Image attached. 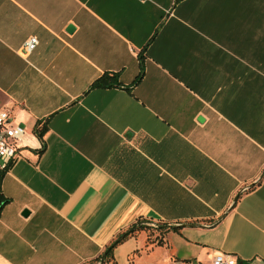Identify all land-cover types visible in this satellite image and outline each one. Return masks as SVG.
<instances>
[{
	"label": "crops",
	"instance_id": "obj_1",
	"mask_svg": "<svg viewBox=\"0 0 264 264\" xmlns=\"http://www.w3.org/2000/svg\"><path fill=\"white\" fill-rule=\"evenodd\" d=\"M3 109L0 264H264V0H0Z\"/></svg>",
	"mask_w": 264,
	"mask_h": 264
},
{
	"label": "built area",
	"instance_id": "obj_2",
	"mask_svg": "<svg viewBox=\"0 0 264 264\" xmlns=\"http://www.w3.org/2000/svg\"><path fill=\"white\" fill-rule=\"evenodd\" d=\"M39 43L37 36L29 38L22 48V53L27 55L32 52ZM25 134V128L14 125L11 111L0 110V178L9 170L13 160L19 154V145ZM213 264H238V258L231 253L218 252L213 257Z\"/></svg>",
	"mask_w": 264,
	"mask_h": 264
},
{
	"label": "trees",
	"instance_id": "obj_3",
	"mask_svg": "<svg viewBox=\"0 0 264 264\" xmlns=\"http://www.w3.org/2000/svg\"><path fill=\"white\" fill-rule=\"evenodd\" d=\"M143 72H141L138 76L135 82H138L142 79ZM117 82L116 74L111 73H105L101 77H99L93 84V87H107L115 84ZM46 127L43 126L41 129H37V134L42 138L43 134L45 132ZM7 202L6 199L3 198L1 192H0V210L2 209L3 205ZM146 222V221H144ZM144 226L140 223H136L132 225L126 232L122 233L125 234L124 238L122 240H118V238L122 235H120L117 239H115L113 242H111L105 249V252H107V255L105 257V263L108 262L113 258L114 255V249L115 247L121 243L128 235L133 233L134 231L143 228ZM163 226H159V229H162ZM171 229H178V227L172 226Z\"/></svg>",
	"mask_w": 264,
	"mask_h": 264
},
{
	"label": "water",
	"instance_id": "obj_4",
	"mask_svg": "<svg viewBox=\"0 0 264 264\" xmlns=\"http://www.w3.org/2000/svg\"><path fill=\"white\" fill-rule=\"evenodd\" d=\"M68 29H69L70 31H72V30L74 29V26H70ZM263 175H264V174H263ZM260 179H261V178H260ZM237 197H238V196H237ZM236 199H237V198H236ZM23 214L28 215V214H29V210H27V209L24 210ZM154 225L158 227V224L154 223ZM124 236H125V234H122V235L118 238V240H122V239L124 238ZM106 255H107V252H104L103 255H102V257H101V262H100V264H105V257H106Z\"/></svg>",
	"mask_w": 264,
	"mask_h": 264
}]
</instances>
